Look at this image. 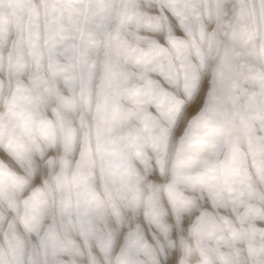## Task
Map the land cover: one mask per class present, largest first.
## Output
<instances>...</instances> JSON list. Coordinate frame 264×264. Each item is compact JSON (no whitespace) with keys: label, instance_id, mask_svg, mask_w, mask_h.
Wrapping results in <instances>:
<instances>
[{"label":"snow or ice","instance_id":"obj_1","mask_svg":"<svg viewBox=\"0 0 264 264\" xmlns=\"http://www.w3.org/2000/svg\"><path fill=\"white\" fill-rule=\"evenodd\" d=\"M0 264H264V0H0Z\"/></svg>","mask_w":264,"mask_h":264}]
</instances>
